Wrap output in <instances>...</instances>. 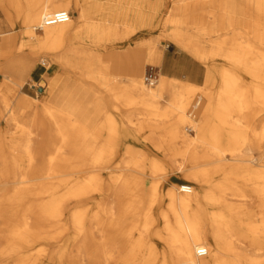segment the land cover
<instances>
[{
  "label": "bare ground",
  "instance_id": "obj_1",
  "mask_svg": "<svg viewBox=\"0 0 264 264\" xmlns=\"http://www.w3.org/2000/svg\"><path fill=\"white\" fill-rule=\"evenodd\" d=\"M1 1L21 39L0 66V146L13 137L0 166V214L20 213L18 245H0V257L13 261L0 264H87L83 256L88 264H264V221L255 224V213L229 198L264 195V170L241 148L250 137L197 122L215 116L238 129L252 102L264 107V85L244 87L238 72L264 82V0ZM58 10L70 19L40 32L42 17ZM164 37L208 64L205 86L166 76L148 84L111 73L103 60L105 51L123 49L120 38L123 47H146L154 63ZM47 52L49 75L39 59ZM27 78L45 87L42 99L21 92ZM117 112L180 154V173L156 159L145 165V149L118 160ZM46 127L57 137L37 151L32 136ZM254 136L262 146L264 125ZM164 169L171 176L161 184Z\"/></svg>",
  "mask_w": 264,
  "mask_h": 264
},
{
  "label": "rangeland",
  "instance_id": "obj_2",
  "mask_svg": "<svg viewBox=\"0 0 264 264\" xmlns=\"http://www.w3.org/2000/svg\"><path fill=\"white\" fill-rule=\"evenodd\" d=\"M9 6V3L1 1L0 0V66L6 65L7 62H11L12 59L17 55V45L21 39L20 34L15 31L14 25H12V22L8 21L6 19V8ZM73 15H75L73 13ZM41 32V31H40ZM122 39L119 38V41H117L116 45L118 47H123ZM136 46V45H133ZM132 47V46H130ZM129 47V48H130ZM158 47L168 48V49H174L179 51H184L182 48H180L178 45L172 43L168 37H164L161 42L159 43ZM119 49V48H118ZM187 52V51H184ZM188 53V52H187ZM190 54V53H189ZM53 54L47 52L40 55L39 59L41 60H47V64L51 66L49 69L48 75L52 73L53 65H54V59L51 57ZM191 55V54H190ZM194 57V56H193ZM198 60V59H197ZM205 70V77L203 81H201L199 84H202L203 86L206 85V73L209 69L208 64L204 63L200 60H198ZM216 68H219V66L224 65L225 63L223 60L218 61ZM10 66V65H9ZM13 68L10 66L9 71L7 72L10 74L12 72ZM242 82L241 84L246 86H252L254 83H258L259 85H264V82H261L260 79L254 78L252 75L249 74L245 69H239L238 70ZM70 75L73 77V81L77 84H86L85 78L80 75V73L74 70L69 71ZM144 77V76H143ZM160 78V77H159ZM158 78V79H159ZM155 80H158L155 78ZM148 84H150V81H146ZM24 87L22 88L21 92L27 93L31 96L38 97L42 99V94H36V92L28 86L30 83H33L31 81V78H27V80L24 82ZM92 82H90V86H93L92 89L94 90V85ZM88 85V86H89ZM253 91V89H251ZM3 97L0 95V108L2 106ZM120 120V128L117 132V137L115 141V145L113 146V149L115 153H117V159L122 161V158L126 155V150L131 148H137V149H145L147 150V158L145 159V165L148 167L151 165V161L153 159H156L158 161V164L160 166H164L163 168L167 169L174 168L175 174H179L180 172L177 171L178 166L183 162V157L178 153H171L170 151V145L166 142L165 145H157L153 143L152 141L155 140V136H151L149 130H138L132 127L126 119L123 118V115L121 112H117ZM242 118L243 123H241L240 128L235 129L234 127L230 126V123H221L217 117L211 116L210 119H205L204 121L199 118L198 123H200V126H203V124H211L215 125L216 129L222 136H228L231 132H237L240 136H249L250 142L247 145L242 146V150H245L247 153L251 154L254 160L251 162V165L260 170H264V161H263V151H264V141L262 143V146L259 144H256L257 141L255 139L254 133L256 130H258L261 126L264 125V107H262L260 104L251 103L249 108L245 109L243 111ZM196 113L191 116L192 119L197 118ZM233 116H238V112L233 111ZM14 129V128H13ZM15 130V129H14ZM13 130V131H14ZM187 134L190 136H196L197 130H195L190 125L186 128ZM108 133V129H105L102 133V135L99 137L98 142L99 143H105L106 142V135ZM10 134V133H9ZM57 137V132L51 128H41L36 129L34 131V135L32 136V140L35 143V149L37 151H42L45 147L47 142L55 139ZM13 137H9L4 139L3 144L0 146V166H4L7 161H4V159L7 157L6 151L9 148L8 140H11ZM240 140V139H239ZM210 145L211 143H207ZM221 148L227 149L228 146L222 144L220 145ZM236 145H231V148H234ZM96 147V146H94ZM236 148V147H235ZM175 158V161H173V158ZM173 166V167H172ZM186 167L187 164L184 163L183 167ZM160 170L159 171V180H161V184L165 183L169 176H171V173L167 174V170ZM172 172V170H170ZM251 188H253V185H249ZM184 192V191H182ZM249 195L246 199H241L238 197H235L234 195L229 196V198L232 201L237 202H244L248 209L252 212H254L253 216V222L255 224H262L264 221V195L260 194L259 192H253L251 190L248 191ZM252 218V217H251ZM20 224V213L19 212H12L11 210H7L0 214V245H18L17 240L19 238V235L14 234L13 230L16 227H19ZM264 230V225L260 226ZM264 234V233H263ZM35 245H42V242H37ZM250 253H253L252 250L249 251ZM9 258L3 257V255L0 257V261L8 260ZM83 262L87 263L89 262L87 256H83ZM9 261H13V259H9Z\"/></svg>",
  "mask_w": 264,
  "mask_h": 264
},
{
  "label": "crops",
  "instance_id": "obj_3",
  "mask_svg": "<svg viewBox=\"0 0 264 264\" xmlns=\"http://www.w3.org/2000/svg\"><path fill=\"white\" fill-rule=\"evenodd\" d=\"M158 55L154 63L149 61L146 47L105 51L103 60L111 73L123 77H139L151 74L155 78L166 76L200 83L205 77L203 65L187 52L158 47Z\"/></svg>",
  "mask_w": 264,
  "mask_h": 264
},
{
  "label": "built area",
  "instance_id": "obj_4",
  "mask_svg": "<svg viewBox=\"0 0 264 264\" xmlns=\"http://www.w3.org/2000/svg\"><path fill=\"white\" fill-rule=\"evenodd\" d=\"M70 17H71V13L67 10H58L48 15H44L42 17L40 24L38 25V30L42 31L47 26L65 23L70 19ZM44 63H47V61H44ZM145 77H146V81L152 82L154 80V76H152L151 74L146 75ZM28 86L30 87V89L34 90L38 95L42 94L45 89V87L40 85V83H36V84L30 83ZM189 190H190L189 186L182 188V191L184 192H187Z\"/></svg>",
  "mask_w": 264,
  "mask_h": 264
}]
</instances>
